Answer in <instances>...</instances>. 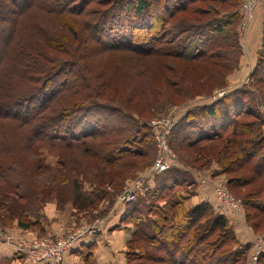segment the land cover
I'll use <instances>...</instances> for the list:
<instances>
[{
    "label": "trees",
    "instance_id": "1",
    "mask_svg": "<svg viewBox=\"0 0 264 264\" xmlns=\"http://www.w3.org/2000/svg\"><path fill=\"white\" fill-rule=\"evenodd\" d=\"M204 3H208L204 9L198 6ZM240 3L0 0V224L9 225L16 219L25 229L36 226L37 219L29 217L57 194L61 183L73 186L65 198L73 206L93 208L110 195L107 187L117 192L126 179L149 165L151 135L144 122L163 109L134 113L141 120L138 125L130 118L129 124H115L104 114L112 113L115 106L103 102L107 97L101 92L103 84L89 75L84 60L91 54L115 51H129L138 58L159 51L160 57L202 65L215 75L216 69L222 70L226 75L234 68L230 65L233 43L225 36V30L234 27V14L226 12L229 20H222L218 7L236 8ZM26 16L31 20L26 21ZM48 16L54 25L43 26L37 21ZM114 27L120 31L112 35ZM37 51L43 55L40 59L34 54ZM237 51L234 63H238ZM256 61L248 90L240 88L213 105L186 112L170 141L185 167L206 170L216 161L232 190L259 182L241 197L246 221L255 232L264 215V198H259L264 193V135L253 108L257 99L264 101V28ZM168 66L161 68L167 102L171 105L172 97L191 100L196 94L171 81L173 69ZM220 88L222 85H213L210 94ZM41 145L62 150L65 156L76 152L75 159L60 156L59 164L64 168L56 169L53 175L48 166L36 168L40 171L34 176L51 172L49 176L57 181L56 185L40 186L42 189L31 180L33 184H29L31 173L17 162L21 153L29 155L34 150L39 154ZM82 157L94 159V169L81 166ZM73 160L77 167H70ZM189 176L172 167L159 175L145 197L127 203L122 218L136 222L133 236L134 242H139L138 254L130 251L127 264L246 263L249 246L237 241L225 216L209 204L186 205L195 186ZM85 183L88 191H84ZM151 208L158 212L159 221L148 220ZM94 249V245L81 248L83 264H96ZM256 264H264V256Z\"/></svg>",
    "mask_w": 264,
    "mask_h": 264
},
{
    "label": "rangeland",
    "instance_id": "2",
    "mask_svg": "<svg viewBox=\"0 0 264 264\" xmlns=\"http://www.w3.org/2000/svg\"><path fill=\"white\" fill-rule=\"evenodd\" d=\"M260 1L261 0L258 1L256 9ZM237 2L239 3V0H237ZM207 5L208 3H204L203 5L198 4V6H201L202 9L207 7ZM260 5L261 6L257 10H253L252 18L248 23H246L247 26L244 29L242 28V25L243 23H245V21L244 14L240 8L241 3L240 5H237L236 8L223 5L218 7L220 10L219 17L222 20H229V15L226 12H233L234 14L233 29L228 28L225 30V36H229V40L233 43L231 44V47H233V51L230 53V55L232 54L233 57H231L230 65H233L234 68L230 73H227L226 75L222 70L220 72L218 69H216L217 73L215 75V73L213 72L212 74L206 72V68L204 66L202 67V65L194 63L186 64L172 57H160L159 51H156L157 53L141 58L134 56V54L130 53L129 51H115L114 53L109 52L104 55L91 54L88 59L84 60L86 67L89 68V75L93 76L94 79H97L96 83L103 84L101 92L104 91V94L107 95L106 98H103V102H107L108 104L110 103L115 106L113 107L114 109H112V113L104 111V114H108L107 117L115 122V124H118L120 121L127 122V124H129L130 118L138 125L141 120L137 118L134 113L137 114L138 112L144 111H149L148 113H151V111L155 112L154 110L163 109V112H156L154 116H151L144 122V125L148 129L147 132L151 135V144H148L147 151L151 152L152 159L148 166L139 171H136L133 176L126 179L121 189H119L117 192L113 193L111 191L112 188L107 187L106 189L109 190L110 195L102 199L93 208H85L79 210L77 208L78 206H73L69 199H65L68 197L67 191L73 188V186H70L67 183H61L56 190L57 194L54 195L50 201L45 202L38 213L29 217L33 221L37 219V221L35 222L36 226L25 229L18 225L16 219H13L11 223L8 222L9 225L0 224V242L12 244L13 246H15L22 243L24 240H30L34 238L47 237L51 238L52 240H56L59 238L68 240V237H70V242H72V245L75 246L83 238V236L87 234H93L96 231L101 230L104 231V236H107L115 229L117 230L120 226H123L128 233V239L125 244L124 264H127V259L130 251H134L136 252V254H138L139 242L135 243V237L133 236L136 222L124 221V219L122 218L123 214L121 213V209L122 207H125L127 203L122 202L120 199L126 190H128L131 186L138 185V183L142 185H139L138 189L135 192V200L141 197H145L147 195V190H149V188H153V184H155L159 179V175L149 176L147 173V171L153 166L157 156V146L153 133L154 131L149 126V123L152 120L175 118V124L171 129L167 140L168 147L175 157V160L171 164L170 168L179 167L181 168V170L187 172L190 175L189 177L193 178L195 184L194 189H197L198 187L196 182H199L200 184L205 183L206 180L203 179H199L198 181L194 180V176L192 174L193 171H198L201 174V171L205 170L198 168H188L183 166L178 161L175 151L170 144L171 136L174 132L175 126H177L178 121L183 115H185L186 112L199 107H208L210 105H213L214 103L218 102L220 98L224 97L225 95L227 96V94H230L231 92H234L235 90H238L240 88H246V90L249 89V84L251 83L250 77L257 64L256 57L261 49V45L263 42L264 0H262ZM110 19L111 18H109L108 22H105V24H109L111 21ZM30 20L31 16H26V21ZM37 21L41 22V25L43 26L54 25L49 16L39 18ZM252 25L256 26L258 28V31H256L255 29L254 34L252 33V36H250L249 38L248 31H250ZM119 31V27H114L110 31V34L113 35L114 32ZM247 41L249 42L251 47L248 46ZM231 47H229V52ZM236 50H238V63L233 62ZM34 54L37 55L39 59L40 57H43V55L39 51ZM162 62H168V64H163ZM79 65L84 67V64L82 62H79ZM166 65H169L168 69H173V74L169 75L171 81L177 82V86L180 88L184 87L185 92L196 94L192 97L191 100L185 102L183 98L177 99L176 97H172V104L170 105L167 102L168 95L164 93L165 89L163 88L164 85L161 77V68L165 67ZM224 75L225 78L223 80V78L221 79V77H223ZM217 77H219L220 80H218ZM87 83L89 84L90 82L88 81ZM213 85L215 87H219L222 85V88L216 89L210 94L209 88ZM171 91L173 90L171 89ZM171 91L169 90L168 92L170 93ZM159 93H162V96L160 98ZM220 93L222 96L219 97L218 94ZM205 100H208L209 102H205L206 104H204ZM245 100L248 102V97H245ZM253 108L258 114L259 121L262 123L261 130L264 135V101L257 99L255 105H253ZM141 116L149 117L147 115ZM6 131L12 133V131L10 130ZM38 149L39 154H36L34 150L29 155L21 153L19 156H17V162L22 169L28 170L31 173L30 175H28L29 184L34 183V185H39L38 187L40 189H42L40 187L42 185H56L57 181H55L49 175L51 172V175H53L56 169L64 168V166H61L59 164V159L61 158L60 156H65L62 155L64 151L45 147L42 145L38 146ZM75 155V151H70V153H68L65 157L73 156L75 159ZM79 161V164L81 166L89 169H94L95 164H97L94 159H91L89 157H82L79 159ZM73 162H76V160H73L70 163V167H77ZM43 165L48 166L49 168L53 169V171L51 170V172L45 175H39L37 177L34 176L35 173L40 171L36 168L43 167ZM212 166L219 170L218 174L213 175L215 176L214 180H209L210 182H212L213 180V193L216 186L223 185L227 189L234 202L238 204V209L233 210L231 209V207H225L219 203L224 208L230 209L236 212V214L238 213V215L240 214L239 216L243 219L246 230L252 233V242L248 240L249 244H244L249 246V249L247 251V261L245 264H256L258 258L260 257L257 256V248L260 246L262 247V250H264V215L261 216L262 224L260 226H255L256 229L259 227L257 232H255L253 227L246 221L241 203V197L245 196L248 190H250L251 187L257 186L259 182H256L251 187H247L245 189L243 188L232 190L231 188L227 187L226 176L222 173L221 168L218 166L216 161H212L210 167L206 170H211ZM27 189V191L33 193L31 187H28ZM36 191H39V189H37ZM84 191H88L87 184L84 185ZM60 197H62L61 201H59ZM259 198H264V193L260 194ZM50 203L55 204L56 210L59 211V213H55L54 219L51 220L47 218V215L45 213L47 204ZM151 209L152 211L151 213H149L150 215L148 220L159 221L158 212L156 211V209ZM49 221H54V223H56L55 233L51 230V223H48ZM230 227L238 242H240L239 238L244 239L242 238L243 235L241 234V232L238 231L239 226H234L230 223ZM29 231L32 233H30ZM127 243L129 244V247ZM70 250L68 249L63 254L60 264H64V257L70 252ZM130 256L132 259L134 255L130 254ZM153 256H155L154 253ZM21 258V264H26L28 261L27 257L22 256ZM50 263L54 264V262Z\"/></svg>",
    "mask_w": 264,
    "mask_h": 264
},
{
    "label": "crops",
    "instance_id": "3",
    "mask_svg": "<svg viewBox=\"0 0 264 264\" xmlns=\"http://www.w3.org/2000/svg\"><path fill=\"white\" fill-rule=\"evenodd\" d=\"M261 2L262 0L260 1L257 9L261 6L260 5ZM255 29L256 31H258V28L252 25L250 31H248L249 38L250 36H252V33L254 34ZM247 44L249 47H251L248 41ZM205 102L208 103L209 101L205 100L204 104H206ZM218 171L219 170H217L214 166H212L211 170L201 171V174L198 171L192 172L194 176V180L198 181L199 179H203L206 180V182L201 184L199 182H196L198 187L197 189H194L192 195L187 198L186 205L188 207H192L194 205L202 204V203L209 204L214 208L216 212L224 215L231 224H233L234 226L235 225L239 226L238 231L241 232V234L243 235L242 238H244V239H240L238 237L240 243L243 245L249 244L248 240L252 242L253 235L251 232H248L246 230L243 219L239 216L240 214L238 215V213L236 214V212L221 206L214 196L213 180L215 176L213 175L218 174ZM211 179H213L212 182L209 181ZM121 210H122L121 213L123 214L125 207H122ZM56 212L59 213V211L56 210L55 204L53 203L47 204L45 213L49 220L54 219V215ZM48 223H51V230L55 233L56 223H54V221L53 222L49 221ZM127 239H128V233L125 227L123 226H120L117 230L115 229L107 236H104V231L101 230L96 231L93 234H87L83 236V238L77 243V245H75L73 249L70 250V252L64 257V264H83L79 251L83 246H88V245L95 246L93 254L96 264H124L125 261L124 252H125V244ZM21 257L22 256H20L15 252V248L12 244L0 242V264H21L22 261ZM41 264H51V263L44 262Z\"/></svg>",
    "mask_w": 264,
    "mask_h": 264
},
{
    "label": "built area",
    "instance_id": "4",
    "mask_svg": "<svg viewBox=\"0 0 264 264\" xmlns=\"http://www.w3.org/2000/svg\"><path fill=\"white\" fill-rule=\"evenodd\" d=\"M259 0H242L241 1V10L244 14V21L242 28L244 29L252 18V12L256 9L257 3ZM218 96H222L221 93ZM175 124V118H164L161 120H152L149 123V126L153 129L154 138L157 146V156L153 166L147 171L149 176L160 175L168 171L171 167V164L174 162L175 157L170 151L167 140L170 134L171 129ZM147 179V178H146ZM139 184L131 186L126 190L122 197L121 201L125 203L133 202L136 198V190L138 189ZM214 195L216 200L225 207H231V209H238V204L234 202L232 197L229 195L227 189L223 185H218L214 189ZM120 201V202H121ZM71 239H56L52 240L51 238H34L30 240H24L22 243L15 245V252L20 256H26L28 261L26 264H41L44 262H54V264H60L63 254L69 249H72L74 246ZM257 256H264V250L262 247H258L256 250Z\"/></svg>",
    "mask_w": 264,
    "mask_h": 264
}]
</instances>
